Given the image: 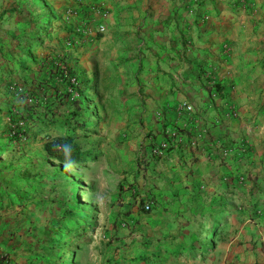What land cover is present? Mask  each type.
Wrapping results in <instances>:
<instances>
[{
	"label": "crops",
	"instance_id": "0c3cea01",
	"mask_svg": "<svg viewBox=\"0 0 264 264\" xmlns=\"http://www.w3.org/2000/svg\"><path fill=\"white\" fill-rule=\"evenodd\" d=\"M68 2L83 79L104 76L95 64L107 60L117 69L106 75L132 80L120 90L132 99L113 106L133 112L130 149L148 152L117 190L106 242L82 264H264V0ZM8 62L1 84L15 74L3 72ZM159 141L168 147L157 155ZM25 206L0 203V238ZM203 207L205 224H228L207 248L189 229Z\"/></svg>",
	"mask_w": 264,
	"mask_h": 264
},
{
	"label": "rangeland",
	"instance_id": "374dc122",
	"mask_svg": "<svg viewBox=\"0 0 264 264\" xmlns=\"http://www.w3.org/2000/svg\"><path fill=\"white\" fill-rule=\"evenodd\" d=\"M68 1L0 0V41L10 44V36L13 43L18 36L31 37L33 30L41 28L46 36L43 44L25 49L26 54L41 61L53 50L72 48L77 52L82 35L81 24L77 21V13L71 15L67 10ZM4 10L15 11L3 14ZM77 55L78 69L86 72L79 52ZM6 56L0 55V61L3 62ZM23 66L34 71L22 72L12 62L6 69H13L15 74L12 72L10 75L13 76L5 84L0 83V203L6 207L12 204L27 206L18 211L20 223L10 226L8 232L2 234L0 242L15 250L10 257L18 264H38L36 260L41 257L46 260L40 264H82L89 246L96 252L98 244L106 242L104 235L110 232L108 225L116 213L117 190L128 185V178L136 169H144L146 165L143 164L148 154L146 145L138 143L134 152L130 149L132 143L127 142L124 136L129 128L128 116L133 112L118 109L113 103L117 99H132V94L120 92L123 87L127 88L122 82L129 86L132 80L106 75L117 69L107 60L95 64V69L103 72L104 76L100 78L83 79V72L77 71L83 91L82 114L71 118L69 112L72 107L64 105L57 116L62 121L68 118L71 125L75 120L80 125L84 121L89 122L77 132V141L90 153L86 161L75 167L58 168L46 158L42 148V138L57 134V130L35 134L31 141L26 139L24 132L13 130L16 122L24 120L22 116L28 118V107H34L38 113L45 107L42 91L39 92L40 97L35 98L29 89L32 76L39 78L45 75V69L38 70L39 67L32 62H24ZM125 66L128 69V64ZM119 82L122 87L118 90ZM68 90L78 97L70 87ZM149 134L156 137L152 132ZM103 138L104 141L101 140ZM129 151L134 152V156L126 155ZM134 161L138 162L135 170ZM67 209L72 212L71 224L62 217ZM201 211V217L196 216L189 229L200 237L195 245L200 243L207 248L223 238L228 224L220 221L216 226L205 224L203 216L207 209L203 207ZM11 214H14L12 208L4 214L3 220Z\"/></svg>",
	"mask_w": 264,
	"mask_h": 264
},
{
	"label": "trees",
	"instance_id": "16d2710c",
	"mask_svg": "<svg viewBox=\"0 0 264 264\" xmlns=\"http://www.w3.org/2000/svg\"><path fill=\"white\" fill-rule=\"evenodd\" d=\"M14 11L4 10L3 14ZM40 30L41 28L33 30L31 37L26 35L18 36L13 43V37L10 36V44H4L0 41V55H7L5 57V60L9 61L7 67L13 62L18 65V69L22 70V72L31 73L34 70L24 67L23 63L32 62L39 67L38 70L45 69L44 71H46V74L41 75L39 78L32 76L31 87L29 88L35 98H39V92L42 91L41 96L45 98V107L41 113H38V110L32 106L28 107V118L20 115L24 120L16 122L13 130L17 133L24 132L26 139L30 141L35 139V134L57 130V134L46 135L42 138V148L46 158L54 162L58 168H72L86 161L90 153L89 150H84L77 141V132L82 131L86 127V123L89 122L84 121L80 125L77 122L78 120H75V124L71 125L68 122V118L62 121L60 116H57L59 115L60 107L64 105L72 107L69 117L75 118L77 115L82 114L80 104L82 103L81 96L83 91L80 89V79L77 70L72 64V61L77 59V56H75L77 52L72 48L53 50L45 54L41 61H38L34 55L26 54L24 52L25 49L38 47L43 44L46 36L45 32ZM5 70L7 69L5 68ZM7 71L5 74L8 75L14 72L13 69H8ZM68 87L76 92L78 97H74ZM85 109L84 111H86ZM18 201H20V198H18ZM71 215L72 212L68 209L62 214L67 224L72 223ZM215 215L219 216L220 214L216 212ZM9 247L0 243V264H18L12 261L10 256L15 250ZM63 257H65V254ZM45 260L46 258L41 257L36 260V263L40 264Z\"/></svg>",
	"mask_w": 264,
	"mask_h": 264
},
{
	"label": "built area",
	"instance_id": "2783aa9c",
	"mask_svg": "<svg viewBox=\"0 0 264 264\" xmlns=\"http://www.w3.org/2000/svg\"><path fill=\"white\" fill-rule=\"evenodd\" d=\"M98 31H104V26H100ZM187 109H190V106H186ZM168 147L167 141H161L157 146L152 148V153L160 155ZM144 210H151L152 201H147L143 205Z\"/></svg>",
	"mask_w": 264,
	"mask_h": 264
}]
</instances>
